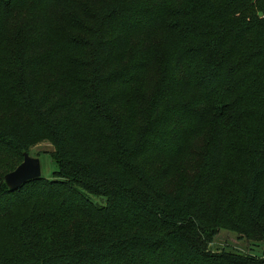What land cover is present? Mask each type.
<instances>
[{"label": "trees", "instance_id": "obj_1", "mask_svg": "<svg viewBox=\"0 0 264 264\" xmlns=\"http://www.w3.org/2000/svg\"><path fill=\"white\" fill-rule=\"evenodd\" d=\"M226 191L263 243L264 0H0V264H264L211 249Z\"/></svg>", "mask_w": 264, "mask_h": 264}, {"label": "rangeland", "instance_id": "obj_2", "mask_svg": "<svg viewBox=\"0 0 264 264\" xmlns=\"http://www.w3.org/2000/svg\"><path fill=\"white\" fill-rule=\"evenodd\" d=\"M159 68V63H152L150 75L156 78L159 73ZM54 151V146L49 140L38 142L29 150V155L31 157L40 160L42 176L47 181H54V173L58 170L57 164H55ZM12 162L16 163V161L13 160ZM177 180H179L178 175L175 177L177 191L180 192L183 190L186 194H189L193 190L197 182V178L194 177L188 178L185 184H183L181 180L179 182H177ZM222 191H224V189H222L221 192ZM233 194L234 191H226V193L221 196L215 195V192L207 194L210 211L207 212L205 218L210 226L218 229L214 242L211 245V249L214 251L236 250L239 252H250L253 248L260 256H264V242L256 245L254 243L257 242L250 241L248 234L245 232V224L238 219L229 217L224 211L215 213V209L219 204H224L228 207ZM94 201L95 203H105L104 200L101 199H95Z\"/></svg>", "mask_w": 264, "mask_h": 264}, {"label": "water", "instance_id": "obj_3", "mask_svg": "<svg viewBox=\"0 0 264 264\" xmlns=\"http://www.w3.org/2000/svg\"><path fill=\"white\" fill-rule=\"evenodd\" d=\"M42 177L41 162L39 159L25 154L24 162L12 173L8 174L4 183L10 190H17L25 184Z\"/></svg>", "mask_w": 264, "mask_h": 264}]
</instances>
